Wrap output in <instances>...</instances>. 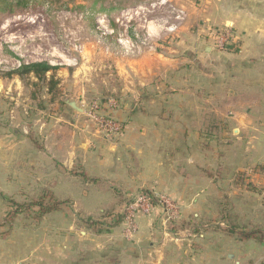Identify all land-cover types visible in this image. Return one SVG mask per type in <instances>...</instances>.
<instances>
[{"label":"crops","instance_id":"1","mask_svg":"<svg viewBox=\"0 0 264 264\" xmlns=\"http://www.w3.org/2000/svg\"><path fill=\"white\" fill-rule=\"evenodd\" d=\"M173 1L187 13V45L153 52L147 64L118 61L123 83L113 114L124 131L117 138L69 105L45 124L22 78L1 80L10 83L0 88V223L13 208L8 199L23 203L46 192L62 204L0 226V264H264V194L216 180L234 176L237 156L238 170L264 164V0ZM226 25L237 53L214 48L208 37ZM211 116L217 123L209 125ZM218 140L234 145L223 161L209 144ZM261 171L252 177L264 193ZM142 189L174 198L182 219L193 213L201 222L200 233L169 230L156 204L138 212V230L126 237L125 223L105 211L120 210ZM226 195L262 237L216 228L214 205Z\"/></svg>","mask_w":264,"mask_h":264},{"label":"rangeland","instance_id":"2","mask_svg":"<svg viewBox=\"0 0 264 264\" xmlns=\"http://www.w3.org/2000/svg\"><path fill=\"white\" fill-rule=\"evenodd\" d=\"M174 7H179V4L173 0H0V88L10 83L1 81L8 80L6 77H20L13 72L23 63L47 61L59 70L50 71L44 79L34 74L20 77L25 88L33 93L34 99L30 100H34L42 111L41 122L47 124L52 119L55 121V116L61 114L60 108L69 105L65 100L74 99L83 109L75 110L81 113L80 120L93 121L98 131L107 138H117L124 131L123 123L113 114V109L120 103L118 95L120 96L119 89L123 83L118 73V61H124V64L128 65V60L136 58L143 59L141 63L147 64V58L153 52L167 55L182 47L179 45H187L184 32L187 18L178 23ZM175 24H178V28L170 31L169 28ZM215 29L208 30V37L214 48L218 49L216 36L223 29ZM131 45H135L137 49L135 46L130 49ZM239 47L240 45L229 51L237 53ZM60 84H63L65 90L61 89ZM124 97L132 104V96L126 94ZM9 101L15 104V101ZM94 103L98 107H94ZM7 106L11 105L7 103ZM94 113L101 118L112 116L120 123L121 130L118 133L103 130L95 121ZM212 118L209 125L212 121L217 123L216 117ZM222 118L218 122L226 121V117L224 120ZM205 140H213L210 131L205 132ZM209 144L214 148L217 146L221 161L226 159L228 148L234 146L233 142H223L219 145V140L218 144L214 141ZM236 148L240 149L241 146L237 145ZM207 150L209 152L210 149ZM236 159V162L230 161L236 167L234 176L216 180L225 187L229 184L233 191L245 188L260 196L264 194L261 184L252 177L254 172L264 170V164L253 162L250 168L238 170L239 156ZM241 161L243 162V159ZM142 193L149 194L151 208L156 204L164 207L169 230L177 233L184 230L180 229L181 211L174 198L166 193L159 194L142 189L129 198L130 202ZM39 196L40 194L34 195L23 203L13 199H8L7 202L10 206L13 203L24 205ZM161 197L176 205V214L171 216L172 211L169 212L166 205L160 202ZM44 199L51 203L48 194H44ZM229 199L226 195L222 201H228L231 205ZM127 204L126 201L120 210L123 211ZM214 207L217 208L218 205ZM14 209L13 206L11 211ZM120 210L109 216L117 218ZM109 212L105 211L106 215ZM122 213L124 214V211ZM195 218L197 217L192 213L187 221L191 225L195 224ZM123 222L125 223V215Z\"/></svg>","mask_w":264,"mask_h":264},{"label":"trees","instance_id":"3","mask_svg":"<svg viewBox=\"0 0 264 264\" xmlns=\"http://www.w3.org/2000/svg\"><path fill=\"white\" fill-rule=\"evenodd\" d=\"M57 66L51 65L47 61H39V62H32V63H23L19 69L15 70L13 73H16L20 75V77H23V75L27 74H34L36 77L40 79L46 78V75L50 71L57 70ZM44 194H48L46 192L40 193V196L32 201V202H26L24 205L19 203H13L11 204L12 207L14 206L15 209L13 211H10L4 221L0 223V226H5L7 224H11L15 218L19 215H26L32 211H35V217L39 218L44 216L45 214L52 212V211H58L61 208L62 202L59 200H52L51 203L46 201L44 199ZM49 195V194H48ZM126 200V199H125ZM127 203L130 202V200H126ZM218 218L216 220V228L218 230H221L222 232L227 233H234L239 236L240 239H251V238H258L262 235V232L257 228H251L248 229V227L243 223L242 216L234 211L232 207H230L229 202L221 201L218 205ZM108 215H112L115 211V209L109 210ZM117 216L116 223L122 222L124 218L123 211ZM195 224H189V221L186 219H182L180 223V229H190L192 232L200 233L201 230V222H198V218H195L193 220ZM6 233H4L5 235ZM262 237V236H261Z\"/></svg>","mask_w":264,"mask_h":264},{"label":"built area","instance_id":"4","mask_svg":"<svg viewBox=\"0 0 264 264\" xmlns=\"http://www.w3.org/2000/svg\"><path fill=\"white\" fill-rule=\"evenodd\" d=\"M166 2V1H165ZM174 13L176 15V19H178V23H181L186 19L187 13L184 8L181 7H174ZM178 28V24L173 25L169 28L170 31L175 30ZM217 31V30H216ZM215 32V31H214ZM218 49L221 50H235L237 46H239L238 40L234 38L231 26L226 25L225 28L216 36ZM135 45H131L130 49H133ZM137 49V47L135 46ZM21 65V64H20ZM113 104V103H111ZM94 107H98L96 103H94ZM110 108V107H109ZM112 111V109H109ZM96 115V116H95ZM95 121L99 124V126L106 131L112 133H118L121 130L120 123L118 120L114 119L110 115H106V117H99L97 114L94 113ZM150 196L147 193H142L138 195L132 202L128 203L124 208V215H125V235L126 237H133L134 234L138 230V223L136 220L137 213L139 211L148 212L151 209V202ZM160 202L166 205L169 212H171V216L177 213L176 205H173L164 197L160 198Z\"/></svg>","mask_w":264,"mask_h":264},{"label":"water","instance_id":"5","mask_svg":"<svg viewBox=\"0 0 264 264\" xmlns=\"http://www.w3.org/2000/svg\"><path fill=\"white\" fill-rule=\"evenodd\" d=\"M67 103L72 107L74 108L75 110L77 111H82V107L79 105V103L74 100V99H71V100H68Z\"/></svg>","mask_w":264,"mask_h":264}]
</instances>
